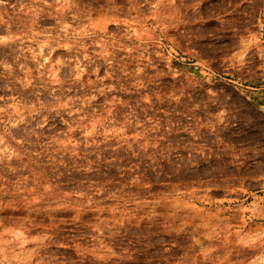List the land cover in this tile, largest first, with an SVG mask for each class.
<instances>
[{
	"label": "rangeland",
	"instance_id": "374dc122",
	"mask_svg": "<svg viewBox=\"0 0 264 264\" xmlns=\"http://www.w3.org/2000/svg\"><path fill=\"white\" fill-rule=\"evenodd\" d=\"M0 264H264V0H0Z\"/></svg>",
	"mask_w": 264,
	"mask_h": 264
}]
</instances>
